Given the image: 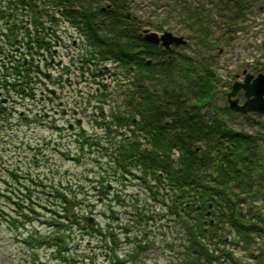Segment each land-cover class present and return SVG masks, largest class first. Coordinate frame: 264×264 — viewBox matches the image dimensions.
I'll return each instance as SVG.
<instances>
[{
  "label": "trees",
  "instance_id": "trees-1",
  "mask_svg": "<svg viewBox=\"0 0 264 264\" xmlns=\"http://www.w3.org/2000/svg\"><path fill=\"white\" fill-rule=\"evenodd\" d=\"M74 1L77 0H0L2 22L0 38H6L3 40L7 46H4L3 55L13 66L7 65L6 68L13 72V77L16 78L19 74L16 79L27 88L30 85L33 88L37 84H33V81L37 80L35 74L37 76L39 74L38 70L32 67L30 57L54 46L57 23L62 20L63 24L78 27L85 36V41L82 40L79 44V49L83 53L80 58L84 55L80 60L97 67L95 70L101 72L104 79L108 78L109 84L112 85L111 89L108 88L110 85L107 86L109 91L105 92L103 90L97 92L96 88L99 86L93 87L92 98L95 102V105H92L93 111L87 114L86 111H81L89 118L94 114L98 117L97 128L100 131L89 134H93V138L96 135L99 138L98 143L120 149L117 155L120 164L128 172H138L139 177L147 180L152 188L149 193L146 189L147 185L138 180L132 182L133 179H130L124 182L118 174L121 169H116L108 162H106L108 168L100 170V174L107 178L106 182L104 177L97 180L103 190H106V184L112 181L120 183L121 187L124 186L123 190L127 185L130 187L131 183L140 188L135 193L137 197L121 193V198L123 197L124 200L125 197L128 198L126 202L131 200L134 202L130 213L125 211L124 200L118 202V206L122 205L125 209L116 208L117 230L127 236L126 233L136 227L134 235L127 236L125 240L126 243L133 245L127 258L131 256L130 259L134 260L142 252L140 246L144 247V245L140 242L141 236L144 239L146 235L152 237L150 230L148 233L145 231L141 233L140 227L145 224L149 227L148 223H151V227L154 224L152 221L160 220V215L154 214V211H147L146 206L139 207L137 202L149 199L150 195L165 199L168 194L172 205L166 214L171 220L174 219L171 223L174 232L177 233V238L172 240L175 250L170 264H264V246L262 252L256 254H253L251 248L245 251L251 243H255L256 239H264V213L260 210L253 211V207L249 205L250 201L246 203V196L257 195V192L250 191L253 181L258 180V187L264 185V159L258 156V150L264 146V123L259 122L260 132L250 135L227 126L221 116L233 114L226 105L218 109L217 113L206 116L201 109L208 106L212 94V74L208 69L197 76L195 82L190 80L188 84L187 89L193 101L184 99L174 88L150 90L143 82L144 76L149 75L157 65L162 66L166 71V78L170 77L168 69L172 61L167 58L168 50L143 41L138 34L137 26L128 21L126 14L128 0H93L90 1L91 4L80 0L79 5H75ZM103 1L107 2L106 5L96 4ZM219 4L225 9L233 10L236 18L243 10L242 0H219ZM43 19H46V24H50L48 26L45 22L43 24ZM28 25L31 26L30 30ZM24 45L28 54L22 52L23 56L18 57L14 51ZM25 57L29 59L26 64ZM102 62L110 64L114 70L105 69ZM118 66L123 67L115 68ZM132 69L138 76L130 80L129 73ZM118 72L122 77L124 76V83L119 79ZM114 79L115 83H113ZM106 82L104 80V83ZM125 85L128 87H124ZM121 86L123 87L120 91H115ZM32 88L29 89L33 91ZM116 93L124 100L116 102L111 97ZM82 95L90 106L92 99L87 93L79 94ZM97 106L100 110L96 109ZM104 107L108 108L102 113ZM51 110L61 113L58 109ZM0 113L4 121L14 116L10 109L5 110L2 107ZM241 117L246 122H251L244 115ZM64 126L68 128V125ZM130 126L132 133L135 132L134 135L128 133ZM65 127L66 136H71L74 129ZM89 138L91 141L94 140L91 135ZM40 141L38 146L41 149V161L37 164L34 162V167L31 166L33 168L49 166L51 158L46 156L45 151H53L52 146L56 144L47 145L45 142L43 145L44 142ZM120 142H122L121 148H119ZM17 143L16 147L11 148L15 152L23 150V158H30L31 156L26 153L27 149L21 148L19 141ZM172 150L179 152V156L174 160ZM88 152L96 153L93 149ZM15 168L24 177L30 175L25 171V173L21 172V167ZM34 176V180L32 177H29L30 181L24 179L26 183L20 191L21 195L24 194L22 198L34 194L37 203H41L40 193L37 191V188H40L38 190L44 192L41 196L46 198L43 204L54 206L59 202V206H62L60 208L69 217L81 219L82 214L98 216V211L93 212L95 207L89 204L81 206L80 199L79 204L73 201L74 189H66L72 191V194L69 192L72 196L69 197V201H65L62 198L67 195L65 188L61 189L53 184H50L49 188L46 186L43 188L39 174ZM103 198L101 205H106V197ZM96 201L99 202L98 199ZM18 203L21 204V198H18ZM85 207L87 209L82 213L74 211L76 208L83 210ZM102 212V217H106L107 212L105 210ZM182 225L185 227L184 231L181 230ZM126 227L130 229L125 232ZM109 228H112V225H109ZM160 231L157 228V232ZM155 234L157 235L156 231ZM165 235L167 233L163 234ZM50 241L53 246H57L54 237H51ZM236 249L241 255H234ZM58 253L60 254L59 250ZM52 257L55 258L53 251Z\"/></svg>",
  "mask_w": 264,
  "mask_h": 264
},
{
  "label": "rangeland",
  "instance_id": "rangeland-1",
  "mask_svg": "<svg viewBox=\"0 0 264 264\" xmlns=\"http://www.w3.org/2000/svg\"><path fill=\"white\" fill-rule=\"evenodd\" d=\"M78 1L81 2L80 0L74 1L76 2L75 5H79ZM85 1L91 4L93 0ZM106 3V1L100 3L96 2L98 5H106ZM242 3L243 10L240 16L236 18L233 10L225 9L219 4V0H128V7L126 10L127 18L129 22L137 26L138 34L141 33L144 35L143 31H146L156 33L159 36L163 32H169L185 40L183 45H172L169 50V56L167 55V58L172 61V65H170L168 69L170 77L166 78V71L163 67L156 65L149 75L144 76V84L152 91H160L163 87H167L168 89L174 88L180 92L184 99L190 102L193 101L187 89L190 80L195 82L196 77L202 75L205 69H208L212 74V94L208 106L203 107L201 111L206 116L217 113L218 109L226 105L224 93L230 90V86L234 81L241 82L245 74L255 76L258 73L264 72V0H242ZM1 26L2 22L0 21V28ZM4 38L5 37H3V39ZM3 39L0 38L1 45H5ZM5 47L7 46L5 45ZM159 47L162 48L161 46ZM70 49H68L70 51L67 52H60V56L57 58L60 64L56 66V70L50 71L49 75L54 78L60 72L61 81L64 83H61V81L57 82L54 78L55 81L51 85L50 83H52V80H47L48 78H46V80L39 79V81L43 82L35 85L37 88L36 91L37 93L38 91L45 92L46 98L50 96L49 101H38L36 102V106L32 105V102H29V107L31 115L35 113L40 115L45 111L48 116L57 118L58 122L62 124L66 122L71 124L75 119L81 121V127L83 129L81 133L68 137L63 131L53 135L54 138H56L54 139V141H56L55 147L60 148V152H62L63 155L69 154V156L80 157V161L78 163L73 162L70 159H65L64 156L57 152L46 150V156L51 158L49 166L33 168L34 162L37 164L41 161L40 150L35 151L37 149L36 147L40 145V140H43V136L45 139L53 138V136L42 128H37V125L32 127H15L17 129L13 130L9 137L5 136L6 131L2 129L0 130V156L4 160L0 161V191L2 192L4 187L3 181H10V176L7 175V171L10 170L8 167L15 168L19 166L21 167V172L30 174L29 177H33L34 175V177H36L38 173L39 179L42 180L43 185H46V188H49L50 184H53V186L58 188L61 187V189L65 188V190L70 188L71 190L74 189V202L79 204L78 201L80 199L81 206L89 204L95 207L93 208V212L98 211L96 219L99 226L98 228L95 227V235L92 237L88 238L87 236H83L79 238V235L76 234L74 243L70 245V250L73 249L74 252L68 256L66 255L68 259H71V263L74 262L73 264H113L115 262V255L118 260L120 259L122 261L121 264H167L174 252L172 253L170 248H165L164 245L169 241L171 243L173 239L175 240L177 238V233L172 230L173 225L170 222L171 217L166 214L168 206L171 205L168 194L165 198L166 203L163 204L157 203L154 205L150 199L137 202L139 207L146 206L149 212L154 211V214L156 213L161 217L158 221H152L154 224L151 227V223H148L149 227H147V224L140 227L141 233L144 231L148 233L150 230L152 236L150 238L146 235L145 239L141 236L140 242L142 244H148V242H150L153 248L143 251V253L139 254V257L133 261L124 256L127 250L130 251V249H132L130 247L133 245H129L125 250L123 246L126 244L124 242L126 237L124 238L122 232L114 229L115 222L109 217L110 213L107 208V203L106 205H101L103 201L102 203H97L96 201L100 198L98 195L99 192L97 190V192L95 191L97 186L100 185L97 180H100V177H104L106 182L107 178H105L103 174H100V168L95 164L97 154L94 153L92 155L87 152H81L84 149H88L87 144L91 141L89 135L93 138V134L89 133L100 131V129L97 128L99 120L96 115L90 118L84 116V111H86V113L93 111L92 105H95V102L92 101L89 104L90 106H88L85 97L83 95L79 96L81 92L85 93L93 89V81L89 77V72H83L82 74L80 68L77 67L79 64L77 63V59L80 57L79 55H81V52L73 47H70ZM22 52H25V50L23 49ZM17 54L20 55L18 57L22 56L20 49ZM122 67L123 66H118L115 68L122 69ZM42 70L43 72H48L45 69ZM92 70L94 69L92 68ZM87 75V79L81 78ZM129 75H131L130 80L138 76L133 69L130 71ZM118 77L122 79L121 82H125L120 74ZM128 81L129 78L126 79L127 85ZM35 83L36 82L33 81V84ZM68 84H72V86ZM122 87L123 86L119 87L115 91H120ZM124 87H126V85ZM29 88H32V85H30ZM50 89L55 91V93L53 91V93H51L54 95H48L46 93V91ZM30 90L31 89H29V91ZM117 93L111 97L116 102L124 100V98L119 97L120 94ZM89 97L91 98V96ZM237 97L239 98V103H241L243 101L241 91L237 93ZM107 108L108 107H104L105 111ZM51 109H58L59 111L63 109L65 112H69L63 115L62 113L53 115ZM71 110L76 111L72 114ZM232 114L233 115L223 114L221 116L231 129L250 135L260 132L259 122L264 123V116L249 114L247 119L251 122H246L240 114ZM78 127L77 130L81 131ZM14 131L17 135L13 134ZM19 137L23 138L26 143L31 146H35L32 150L30 146H25L27 149L26 153L31 156L30 158H23V150L11 153L3 151V147L7 150V144H18L17 142H20ZM95 137L96 135L94 138ZM85 141L88 142L85 143ZM80 148H82V150H80ZM258 156L264 159V146L258 150ZM27 159H29V162L25 165ZM25 180L28 179L25 178ZM11 183L12 182H9V184ZM14 185L15 184L9 186V188H13ZM117 185L119 186V183H115L114 181L110 182V187L112 189L115 188L118 190ZM257 185L258 180L255 182L253 181L250 191L251 193L257 192V195L255 197L250 195H248L250 197L246 196V203L250 201L249 205L253 207V211L260 210L264 213V185L263 187H258ZM76 186L78 189L75 190ZM94 186H96V188ZM139 189V186H133L132 183L130 187L127 185L125 190H123L122 187L118 192H122L123 194L127 193L126 195L131 197L134 195L136 196L137 194L135 193ZM66 192L67 195H65L64 198L69 201V197L72 196V191L66 190ZM235 192L238 193V191ZM141 193L143 194V191H141ZM41 195L42 194H39V199L43 204L46 198ZM124 201L126 203L125 211L130 213V209H132L131 205H133L134 202L133 200H131V202H126L128 201L127 197H125ZM111 203L113 204V202ZM60 204L63 206L65 205L63 203ZM55 206L57 211L61 210L60 207L62 206H59V202H57ZM114 208L121 210L125 209L122 205H115ZM86 209V207L83 210L76 208L74 211L76 212L77 210L80 211L79 213H82ZM104 210L109 216L102 217L101 212ZM4 211L8 213V202L0 195V264H38L39 262H42L40 264H70L68 262L63 263V261L56 260L52 257V252L50 250H45V248L31 251L28 247L24 246L20 239L23 236L16 232H11L9 229L10 227L3 221ZM32 225L38 226L40 231H46V229L38 225V223H31L26 226L24 230L28 231L33 227ZM109 225H112V228H109ZM41 228H44V230ZM157 228L161 231L157 232ZM170 228L172 230L171 232ZM108 229H111L115 234L114 240H116L117 245L111 240L109 241V245L106 244L107 239L101 236L107 233ZM129 229L130 228L127 230ZM135 229L136 227L131 228V232L129 231L127 236L132 237ZM184 229L185 227L182 225L181 230L184 231ZM23 233V235L26 234V232ZM166 233L167 235L163 236V234ZM153 237L155 239H153ZM262 246H264V239H256L255 243H251V246L246 248L245 251H249L251 248L253 254H256L262 252ZM74 248L76 249L74 250ZM111 248L115 252L113 253V257L110 252ZM237 250L238 249L234 251V255H241L240 251ZM246 258L250 259L249 257Z\"/></svg>",
  "mask_w": 264,
  "mask_h": 264
},
{
  "label": "water",
  "instance_id": "water-1",
  "mask_svg": "<svg viewBox=\"0 0 264 264\" xmlns=\"http://www.w3.org/2000/svg\"><path fill=\"white\" fill-rule=\"evenodd\" d=\"M143 33V41L153 45L160 44L165 49H168L170 45L176 46L185 43L182 37L174 36L169 32H163L159 36L153 32L143 31ZM238 90L243 92L244 101L242 104H239L238 99L235 98ZM224 95L230 112L244 115L248 113L264 115V73H259L256 76L246 74L242 82H234L230 91Z\"/></svg>",
  "mask_w": 264,
  "mask_h": 264
}]
</instances>
